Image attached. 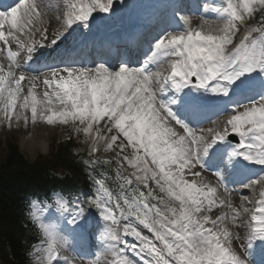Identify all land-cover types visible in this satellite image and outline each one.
I'll use <instances>...</instances> for the list:
<instances>
[{
  "label": "snow or ice",
  "instance_id": "snow-or-ice-1",
  "mask_svg": "<svg viewBox=\"0 0 264 264\" xmlns=\"http://www.w3.org/2000/svg\"><path fill=\"white\" fill-rule=\"evenodd\" d=\"M117 2L125 0H64L63 11L54 17L59 26L50 36V0H0V124H70L90 141V153L101 147L116 151L120 167L126 163L133 169L134 180L126 178L119 194L95 181L98 189L71 205L59 194L48 198L55 201L53 211L67 214V225L77 226L69 230L74 239L87 230L80 224L87 213H96L100 247L112 255L103 264H257V247L264 256V172L229 189L220 171H215V185L203 171L214 148L233 136L238 143L228 152L226 166L236 158L264 166V91L207 128L191 126L173 106L187 88L228 97L238 80L253 74L264 78V0H223L212 8L216 19H205L199 27L177 10L174 16L183 30H161L149 54L135 62L123 56L113 60L103 46L92 66L82 62V49L43 55L41 50L58 49L74 33L104 23ZM257 16V24L249 26ZM37 62L38 68L25 70ZM183 108L196 121L205 111L194 102ZM222 111L218 107L214 114ZM221 187L238 191L240 204L221 198ZM216 207L222 209L218 215L212 214ZM31 215L42 233L34 264H81L96 255L70 258L68 248L75 247L64 230L35 211ZM129 218L151 235L128 223Z\"/></svg>",
  "mask_w": 264,
  "mask_h": 264
},
{
  "label": "trees",
  "instance_id": "trees-1",
  "mask_svg": "<svg viewBox=\"0 0 264 264\" xmlns=\"http://www.w3.org/2000/svg\"><path fill=\"white\" fill-rule=\"evenodd\" d=\"M58 156H62V150L63 146L65 148V144L67 145V143H63V142H58ZM68 145L70 146V144L68 143ZM63 162L58 158L57 162H56V166L59 170L63 171V176H58L57 173L53 172L50 175L51 178H48V176H46L45 173H40V171H37L34 174H25L24 172H20L18 173V171L16 172V174L19 176H22L23 182H21L22 184L19 185V188L21 187L22 189L25 190H30L34 187L40 189L42 191V193L47 192L48 190L51 189H56V188H60V189H69L71 188V178L68 176L67 171L65 170V167H63L61 164ZM44 167V164H43ZM44 170L45 167H44ZM3 219V218H2ZM4 220V219H3ZM6 222L4 224L7 225L6 229L8 231H12L14 233L15 236H13V238L15 237V242L20 241L21 239V231L22 230V226L20 224H15V223H11L9 219L5 220ZM3 228L0 226V236H5L6 238H8V235L6 234V232H2Z\"/></svg>",
  "mask_w": 264,
  "mask_h": 264
},
{
  "label": "rangeland",
  "instance_id": "rangeland-1",
  "mask_svg": "<svg viewBox=\"0 0 264 264\" xmlns=\"http://www.w3.org/2000/svg\"><path fill=\"white\" fill-rule=\"evenodd\" d=\"M201 24L202 23H199V25H201ZM40 122L42 123V125L41 124L39 125L38 124L39 122H37L35 124V128L37 127V129H38L37 133L39 135H42V137L44 139L50 138V137H52V135H55V134L56 135L57 134H62L63 130L66 129V127H67V125H62V124H59V123H57L55 125H49L46 122H43V121H40ZM21 124H24V122L21 121L19 123V126ZM17 125L12 124V126L9 128L8 126H6V124H0V126H3L4 130L7 132V133L0 134V137H2V138L3 137H6V138L8 137V139H17L18 140V139H20V135H19L20 131L19 130H25V129L28 130L29 128H31V122L30 121H29V123L27 125H25V124L23 125V126H25V129H24L23 126H21V128L20 127L18 128ZM86 142H87V148L89 146H91L90 145V141H86ZM19 143H20V140H18V144ZM44 144H45V142H44ZM23 151L25 152V154H26L25 156L27 157V159L30 160V159L34 158V156L31 155L32 153H31V151H30L28 146L23 148ZM34 151H36V150H34ZM111 153H113L112 150L109 151V154H111ZM110 156L114 158L116 155H110Z\"/></svg>",
  "mask_w": 264,
  "mask_h": 264
},
{
  "label": "bare ground",
  "instance_id": "bare-ground-1",
  "mask_svg": "<svg viewBox=\"0 0 264 264\" xmlns=\"http://www.w3.org/2000/svg\"><path fill=\"white\" fill-rule=\"evenodd\" d=\"M180 6H181V4H180ZM62 9H61V6H58L57 7V10L54 12V15H57V14H59V12L61 11ZM147 16L148 17H150L152 20H153V18H154V16H153V12L152 11H149L148 12V14H147ZM53 17V19H52V21H51V23H50V25H49V31L50 30H54L55 28H57L59 25H58V23L55 21V19H54V16H52ZM190 23H191V21H190ZM191 25L193 26V27H196L195 25H193L192 23H191Z\"/></svg>",
  "mask_w": 264,
  "mask_h": 264
}]
</instances>
